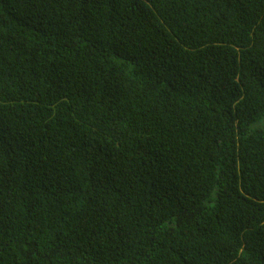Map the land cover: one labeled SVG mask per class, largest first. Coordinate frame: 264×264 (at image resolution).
<instances>
[{
  "label": "trees",
  "instance_id": "obj_1",
  "mask_svg": "<svg viewBox=\"0 0 264 264\" xmlns=\"http://www.w3.org/2000/svg\"><path fill=\"white\" fill-rule=\"evenodd\" d=\"M0 264H264V0H0Z\"/></svg>",
  "mask_w": 264,
  "mask_h": 264
}]
</instances>
